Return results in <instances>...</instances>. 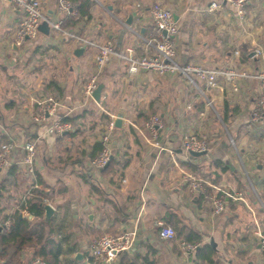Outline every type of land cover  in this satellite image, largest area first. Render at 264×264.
Masks as SVG:
<instances>
[{"label": "crops", "instance_id": "crops-1", "mask_svg": "<svg viewBox=\"0 0 264 264\" xmlns=\"http://www.w3.org/2000/svg\"><path fill=\"white\" fill-rule=\"evenodd\" d=\"M57 1L40 0L47 18L59 17ZM154 2L174 14L178 62L245 70L248 78L237 81V90L221 79L218 88L202 93L182 76L126 72L120 54L126 47L137 54L153 51L147 42L153 34L148 9ZM214 2L219 5L208 10ZM89 13V18L69 17L77 19L71 28L98 44L110 42L115 51L99 73L104 84L99 101L82 91L95 70L96 48L49 31L40 32L34 44L17 47L13 36L20 12L0 0V142L35 139L37 146L33 172L20 163L21 148L0 172V234L8 231L3 223L9 219L12 224L18 212L51 226V245L59 248L62 264H87L93 239L125 230H134L132 245L111 262L94 264L144 256L153 264H210L205 257L210 251L212 264H264L259 238L264 232V117L250 120L259 91L252 74L264 67V0L248 1L242 22L226 0H93ZM256 48L262 49L261 57L254 55ZM48 97L57 102L56 115L77 117L64 136L50 134L31 118L37 101ZM119 112L122 125L109 132L117 172L103 175L91 167L90 153ZM154 114L164 125L155 138L145 127ZM191 133L207 136L205 154H183V138ZM91 181L104 193L94 190ZM192 183L224 196V211L214 214ZM34 188L45 192L43 205L54 210L46 221L45 210L38 218L27 209ZM168 214L200 234L189 254L177 236L159 237L160 224H171ZM32 253L29 247L9 246L0 264L43 263Z\"/></svg>", "mask_w": 264, "mask_h": 264}, {"label": "built area", "instance_id": "built-area-1", "mask_svg": "<svg viewBox=\"0 0 264 264\" xmlns=\"http://www.w3.org/2000/svg\"><path fill=\"white\" fill-rule=\"evenodd\" d=\"M8 5L16 8L20 12V20L14 32V44L17 47H28L36 41L40 34L39 25L46 20L48 23L49 34L55 33L62 38H72L77 45L94 46L96 53L94 57L95 70L92 75L83 84V94L88 98H93L92 93L99 83V73L106 65L109 58L114 54V46L110 42L98 44L91 39L83 36L79 29H66L63 26V20L66 17H78L79 12L75 4L69 0L57 1V13L59 17L54 19L47 18L41 6L40 0H3ZM234 8V16L242 22L246 14V6L249 0H226ZM219 4L211 3L208 10L215 9ZM149 15L152 21L153 34L148 40L153 51L149 54H137L133 47H126L120 54L125 62L126 72L136 74L146 71L157 75H178L182 76L188 84H191L203 93L204 90L216 89L220 86V80L228 83L233 89L237 90V81L248 78L245 70H239L234 67L226 68H206L199 64L185 63L181 64L177 60V33L178 26L174 19V14L159 2H154L149 6ZM255 56H262V49L254 50ZM258 80L259 91L256 96L254 108L250 115L252 123L260 122L264 117V67L252 74ZM57 102L48 97L37 101V107L31 118L37 124H44L47 132L59 136L65 131L73 129L71 122L63 121L65 115H56L55 108ZM163 121L159 115H151L145 121V127L152 137H156L163 129ZM114 129L113 121L107 123V130L101 136L99 141L103 148L100 153L90 161L91 167L97 170L103 169L105 165L112 160L110 148L109 132ZM21 148L23 157L20 161L29 172H33L34 162L37 157V146L35 139H27L21 144L13 140H7L0 144V172L10 162V155L15 150ZM207 136L188 134L183 138L182 151L185 156L190 155V151H207ZM262 168L264 170V157L262 159ZM192 189H199L200 184L192 183ZM202 192V190H200ZM207 200L211 204L214 214H221L226 207L224 196L216 194H207ZM6 230L9 229L11 221L8 219L4 223ZM161 228L158 235L162 239L174 238L175 231L172 227L160 224ZM134 230H125L119 234H103L93 239L88 246V255L96 261L111 262L119 253L127 250L133 242ZM260 242L264 245V232L259 233ZM179 246L185 254L192 252L196 244L181 241ZM33 264H43L40 260H35Z\"/></svg>", "mask_w": 264, "mask_h": 264}, {"label": "trees", "instance_id": "trees-1", "mask_svg": "<svg viewBox=\"0 0 264 264\" xmlns=\"http://www.w3.org/2000/svg\"><path fill=\"white\" fill-rule=\"evenodd\" d=\"M77 7L78 12L80 13L81 17H90L89 8L93 3V0H69ZM75 23H77V19L66 17L63 20V26L66 29H70ZM77 117L73 115H66L63 116V121L71 122L72 124L75 122ZM75 124V123H74ZM75 133V132H74ZM72 132L70 134H74ZM65 134V133H63ZM64 136V135H60ZM3 139V137H1ZM8 139H3L0 143L6 142ZM103 146L101 142H95L93 144V151L90 153V160L95 158L98 153L102 150ZM127 164V159L122 160L120 162V167L124 168ZM183 165L190 168L191 170H197L196 165L192 164L188 161H183ZM15 167H10V170L14 169ZM103 175L114 174L117 170L114 169L113 160H110L108 165L101 169ZM222 171L226 170L225 166H222ZM90 175V174H89ZM84 179L88 180V176L86 174L83 175ZM92 180V179H91ZM92 188L97 190L101 193H104L102 188L95 182L91 181ZM1 184V183H0ZM97 184V185H96ZM3 188V184H2ZM200 190L202 192L199 193V200L205 201L207 200L206 195L211 194L212 189L206 184H200ZM45 192L34 188L30 191V199L28 200V211L33 214L34 216L41 218L44 213L43 209V202L45 200ZM14 222L9 226L7 232L0 234V257L6 253L9 246L15 247V249H21L22 247H29L32 249L33 257L40 258L44 264H62L59 260V248L54 247L51 245V233L53 229L51 228L50 224L48 228H46L40 221H32L30 222L26 218H22L19 216L18 212H15L13 215ZM167 221L171 223L168 225L172 227L175 231L176 236L181 239V241L188 242V243H200L201 236L199 233L195 232L189 226L183 224L175 215L168 214L166 217ZM39 227V228H37ZM212 252H208L205 257L207 261L212 264ZM140 259V260H139ZM87 264H94L95 262L91 257L87 258ZM85 264V263H82ZM120 264H153L152 261H148L147 258L144 256L142 258H136L134 261H129L125 257H122L120 260Z\"/></svg>", "mask_w": 264, "mask_h": 264}, {"label": "water", "instance_id": "water-1", "mask_svg": "<svg viewBox=\"0 0 264 264\" xmlns=\"http://www.w3.org/2000/svg\"><path fill=\"white\" fill-rule=\"evenodd\" d=\"M130 16H129V19L127 21V23H130ZM39 30L40 32H43L45 34L48 33L49 31V28H48V23L46 20H44L40 25H39ZM82 47L81 48H76L75 49V54H78L80 51H82ZM104 84L102 82L98 83L96 88L94 89L93 93H92V97L96 100V101H99L100 99V93H101V90L103 88ZM113 124L115 127H121L122 125V113L119 112L116 116V118L113 120ZM65 133V132H63ZM206 152L205 151H201V152H198V151H190V155L191 156H194V157H198V156H201L203 154H205ZM108 165V164H107ZM107 165H105L103 168H105ZM43 208L45 210V214H44V220H48L50 218V216L53 214V208L52 206H50L49 204H44L43 205ZM78 257V256H77Z\"/></svg>", "mask_w": 264, "mask_h": 264}, {"label": "rangeland", "instance_id": "rangeland-1", "mask_svg": "<svg viewBox=\"0 0 264 264\" xmlns=\"http://www.w3.org/2000/svg\"><path fill=\"white\" fill-rule=\"evenodd\" d=\"M218 195V194H217ZM219 196V195H218ZM103 234H108V233H103ZM103 234H101V235H103Z\"/></svg>", "mask_w": 264, "mask_h": 264}]
</instances>
